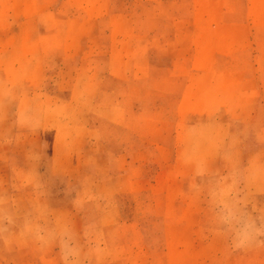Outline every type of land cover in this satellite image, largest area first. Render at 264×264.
<instances>
[{
    "label": "crops",
    "instance_id": "1",
    "mask_svg": "<svg viewBox=\"0 0 264 264\" xmlns=\"http://www.w3.org/2000/svg\"><path fill=\"white\" fill-rule=\"evenodd\" d=\"M116 1L51 0L45 5L41 0H0V264L189 263L185 258L178 259L181 254L178 256L177 248L171 245L167 252L152 258L118 257L115 252L119 247L112 241L113 235L118 230L127 235L130 229L119 225L123 216L115 206L98 211V192H104L108 199L119 198L144 194L147 184L153 187L159 184L158 176L149 180L145 175L146 163L133 159V155L143 154L148 148L109 140L100 121L94 123L100 118L94 115L96 100L92 103L94 114L87 121L64 123V128L57 126L52 131H48L51 129L48 114L40 108L43 97L49 95L41 79L49 72V59L69 55L66 48L62 49L65 43L81 44L88 38L76 37L74 33L81 24H91L90 19L81 23L80 16L74 13L80 8L88 10L94 25L110 17L118 32L123 17L110 16ZM194 2L195 19L190 21L192 57L186 67L190 77L185 82L188 91L181 103L208 107L207 110L214 112V116H202L210 124L207 131L211 133L206 136L216 139V149L210 151L214 154L209 162H215L218 157L217 164L232 171L229 176L243 171V182L252 189V202H262L263 206L262 210L254 211V216L264 218V83L255 79L258 73L264 75V50H254L258 29L264 27V0ZM18 7L27 16L39 17V32H13ZM49 11H53L52 17ZM53 18L69 27L72 34L49 33L47 20ZM96 39L92 36L88 41L95 43ZM18 43L23 45L19 50ZM96 51L89 52V56H100ZM138 58L140 62L134 64V73L160 79L164 73L174 71L166 70L164 64L157 62L158 58L145 54H138ZM82 68L74 71L82 72ZM92 70L91 66L87 69L88 73ZM128 71L109 66L104 71L96 67L93 72L115 74L123 80L126 76L119 75ZM18 74L28 76L21 82ZM27 98L37 107L24 110ZM35 98L38 103L33 102ZM101 120L120 130L125 121ZM24 122L30 125L22 127ZM200 125L202 129L207 127ZM197 130V125L192 127L193 132ZM223 143L226 145L222 146ZM84 144L102 147L106 154L91 156ZM110 158L120 171L112 169L110 172L115 176L100 178V164ZM125 160L135 162L131 170H137L138 177L128 174ZM44 169L54 177L50 182L42 172ZM60 172L67 174L64 186L57 183ZM167 232L172 235L194 231L170 226Z\"/></svg>",
    "mask_w": 264,
    "mask_h": 264
},
{
    "label": "rangeland",
    "instance_id": "2",
    "mask_svg": "<svg viewBox=\"0 0 264 264\" xmlns=\"http://www.w3.org/2000/svg\"><path fill=\"white\" fill-rule=\"evenodd\" d=\"M41 1L46 5L51 0ZM194 5V0H117L110 9V16L123 17L118 32L110 17L94 25L89 11L80 8L74 15L80 16L81 23L90 19L91 24H81L74 35L88 38L81 44L65 43L62 49L66 48L65 53L69 55L49 59V72L41 76L49 95L43 97L40 108L48 114L51 128L48 131L57 126L64 128V123H82L95 113L100 118L94 123L100 121L109 140L148 148L143 154L133 155V159L147 164L145 175L149 180L158 176V185L153 187L150 183L144 194L119 198L108 199L104 192L97 193L98 211L115 206L123 216L119 225L130 229L127 235L122 230L114 233L112 241L119 247L115 255L126 259L152 258L167 252L171 245L177 248L178 256L181 254L182 258L178 259H187V264H264V218L254 216L255 210L263 209L262 202H252V189L243 182V171L229 176L232 171L220 167L218 157L215 162H209L214 154L210 151L216 149V139L206 136L210 124L202 116L208 118L209 114L214 116V112L207 110L208 107L181 103L188 91L185 82L190 77L186 67L192 57L190 21L195 19ZM49 12L52 17L53 11ZM69 14L72 16V11ZM14 21L13 32L18 34L39 32L41 28L39 17L27 16L19 7ZM47 23L49 33L72 34L70 28L63 22L58 24L56 18ZM257 34L254 50H264V27H259ZM92 36L99 40L88 41ZM122 39L124 41L120 42ZM17 46L19 50L23 45ZM94 50L100 56L90 57L89 52ZM138 54L158 58L157 62L164 64L166 70L174 71L164 73L160 79L134 73V64L140 62ZM164 55L166 58H162ZM81 66L84 71H74ZM89 66L93 69L91 73L87 71ZM109 66L129 71L119 75L126 76L123 80L115 74L93 72L96 67L104 71ZM24 76L28 75L18 74V79L23 82ZM255 79L264 83L263 74H256ZM33 102L38 103V99ZM26 105L24 110L27 111L37 107L30 100ZM104 118L125 120L124 126L121 130L112 128L101 120ZM200 124L207 126L206 129ZM22 125L27 127L30 123ZM196 125L198 130L193 132L192 127ZM84 145L91 156L106 154L102 147ZM133 163L124 161L128 174L136 178L140 173L131 170ZM100 165V178L115 176L110 172L112 169L120 171L111 158ZM46 171L42 170L50 182L54 177ZM66 177L67 174L60 172L56 176L57 183L66 185ZM170 226L178 230L190 228L194 232L169 235Z\"/></svg>",
    "mask_w": 264,
    "mask_h": 264
}]
</instances>
